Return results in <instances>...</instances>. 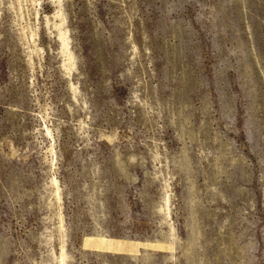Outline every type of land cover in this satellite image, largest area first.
<instances>
[{
  "label": "rangeland",
  "instance_id": "1",
  "mask_svg": "<svg viewBox=\"0 0 264 264\" xmlns=\"http://www.w3.org/2000/svg\"><path fill=\"white\" fill-rule=\"evenodd\" d=\"M0 264H264V0H0Z\"/></svg>",
  "mask_w": 264,
  "mask_h": 264
}]
</instances>
